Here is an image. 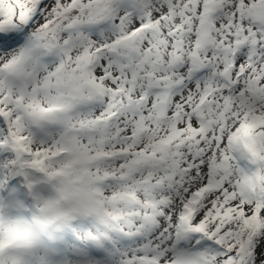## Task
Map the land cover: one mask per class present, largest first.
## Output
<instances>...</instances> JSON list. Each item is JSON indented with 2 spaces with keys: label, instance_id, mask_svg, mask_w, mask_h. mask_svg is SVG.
Returning <instances> with one entry per match:
<instances>
[{
  "label": "snow or ice",
  "instance_id": "1",
  "mask_svg": "<svg viewBox=\"0 0 264 264\" xmlns=\"http://www.w3.org/2000/svg\"><path fill=\"white\" fill-rule=\"evenodd\" d=\"M0 264H264V0H0Z\"/></svg>",
  "mask_w": 264,
  "mask_h": 264
}]
</instances>
